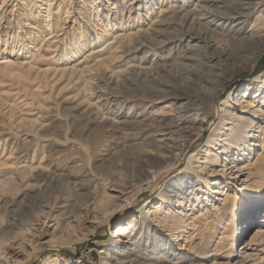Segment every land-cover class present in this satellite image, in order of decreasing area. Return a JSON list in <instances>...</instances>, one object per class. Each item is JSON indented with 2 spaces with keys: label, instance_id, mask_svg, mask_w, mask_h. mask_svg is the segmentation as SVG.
<instances>
[{
  "label": "rangeland",
  "instance_id": "obj_1",
  "mask_svg": "<svg viewBox=\"0 0 264 264\" xmlns=\"http://www.w3.org/2000/svg\"><path fill=\"white\" fill-rule=\"evenodd\" d=\"M44 3L45 0H33L31 4L27 0H0V240L4 233L13 242L17 233L32 231L22 247L16 244L13 251L0 250V264H64L66 259L71 260L69 264H136L140 254L151 264H240V259L264 264V238L256 241L252 250L241 253V245L255 226L242 235L238 233L244 205L257 200L249 195L250 187L264 180V147L259 141L252 150L234 149L227 161L223 158L218 163L205 162L217 105L236 103V108L249 111L251 105L243 102V94L250 84L245 100L264 97V43L259 49L230 50L228 56L205 59L216 47L235 46L229 43V36L235 34L225 36L233 24L219 18L227 8L220 4L205 9L202 0H53V14L62 17L58 32L56 27L47 26ZM66 8L70 9L68 14ZM261 9L243 25L233 26L242 29L240 37L252 30ZM38 11H42L40 16ZM173 11L182 16L188 12L191 17L186 23L172 21L160 26L158 22ZM200 11L208 14L192 22V15ZM158 25L172 40L137 50L119 48L115 50L118 59L109 67L103 65L85 72L82 79L70 75L74 64L82 70L103 58L79 64L93 49H101L99 52L108 56L115 33L149 34L160 28ZM105 29L109 35H104ZM80 31L83 34L78 42L85 44L86 53L68 60L63 52L71 49ZM196 31L213 37L215 46L206 49L202 41L184 37ZM256 50L259 57L252 61ZM142 74L161 80L156 84L145 81L144 85L172 92L154 102L130 106L129 97H144L134 81ZM220 79L219 94L209 108L191 113L193 126L197 127L190 129L192 147L191 140L171 143L170 137L174 138L183 126L185 106L198 104L202 90L205 95L213 93L215 88L209 80ZM143 103L149 106L142 113ZM173 116L178 118L177 123L152 131L157 129L155 117ZM202 128L203 135L196 140ZM168 143L170 152L164 147ZM182 153L188 154L187 159ZM137 154L157 160L143 181L135 177ZM199 160L205 162L200 175L210 180L211 192L197 178ZM179 173L183 182L176 177ZM175 189L188 213H192L188 210L190 201L199 199L195 211L201 209L203 219L170 237V247L164 237L166 229L160 227L158 232L152 227L150 232L144 224L147 217H154L152 211L159 193L169 195L173 201L180 198L175 196ZM63 190L72 196L70 202L61 204ZM27 193L39 195L42 202L17 227L4 230L9 215L2 208V200L9 197L15 202L9 209L16 212L27 200ZM148 202L149 211L141 213ZM224 205H228L226 210ZM260 205L259 215L264 210V199ZM225 212L234 218H217ZM121 225L126 231L118 235ZM208 239L207 254L191 249L192 242L205 243ZM218 247L221 250L216 254L214 249Z\"/></svg>",
  "mask_w": 264,
  "mask_h": 264
},
{
  "label": "bare ground",
  "instance_id": "obj_2",
  "mask_svg": "<svg viewBox=\"0 0 264 264\" xmlns=\"http://www.w3.org/2000/svg\"><path fill=\"white\" fill-rule=\"evenodd\" d=\"M45 1L47 4L46 5L44 3V5H46V11H45L46 15L45 16L43 15V16L45 18L47 26H49L50 28L56 27V32H58L59 27H60L59 19L61 16L55 17V15L53 14V10L55 9V7H52L53 0H45ZM32 2H33V0H27L28 4H31ZM220 4H221V6L224 5L228 11H226V13L224 12L223 16H220L219 18L223 19L224 22H227L230 25L233 24V26L235 25L237 27L240 25H243L244 23L249 21L250 18L253 16L254 12L259 11L260 8H262V9L260 11V14L256 16L255 20L253 21V23L251 25L252 30L249 31L247 35L245 34V36L240 37L239 35H241L240 31L242 29L239 28L238 30H236V27H233V26H231L232 27L231 31L228 30L229 31L228 34H225V36L235 34L236 37L235 36L234 37L229 36L230 37L229 39L232 41V42L229 41V43H231V44L235 43V46H233V47L231 46L230 49L227 48L228 45L227 46H221L220 49L216 47V49L214 48L213 53H209L210 56L207 54L205 59H207V58L214 59L216 57V55L217 56H219V55L228 56L229 55L228 51H230V50L232 52L233 50H236V49H242L244 51H247L251 48L252 49L253 48H257V49L261 48V45L264 43V29H263L264 20H262L264 17V0H202V7H204L205 9L210 8L212 6L217 7ZM65 11H66L65 13L68 14L70 12V9L68 8ZM41 13H42V11H38L39 16L41 15ZM187 13L185 14V16H182L177 11H173V12H171V16H169L170 18L168 16H165V18H163L164 20L160 19L161 21H159L158 24L161 26V25H164V23H166V22H167V24H169L172 21H173V23L176 21H182V23H186L189 21V18L191 17ZM209 13H210V11H209ZM190 14H191V12H190ZM206 14H208V13H204V12L200 11L199 13L192 15L194 17L192 18L191 21L194 22L195 19L197 20L199 17L204 16ZM217 17L218 16H216V18ZM55 20L58 22L55 23ZM159 25H158V27H160ZM258 27H260V28H258ZM164 29H166V28H164ZM53 32H55V29L49 33L53 34ZM103 33H104V35H109V32L107 33L106 29L103 31ZM82 34H83V32L80 31L78 35H75V37H74L75 44L71 46V49H69V50H64L65 48L63 49L64 50L63 53H64V56L66 57V59L70 60V59H72V57H75L77 54H81V56H83L86 53L85 52V50H86L85 44L81 45L78 42V40L80 39ZM184 37H186V39L189 38L191 40L197 39V41H202L204 43V48H206V49H208V48L210 49V48L215 46L213 44L215 42V39H213V37L211 38L210 36L202 34L201 31L191 32V34L186 33L184 35ZM165 38H166V40H165ZM41 39H43V38H41ZM223 39H225V38H223ZM168 40H172V39H170V36L167 37L166 34H163V28L161 29V27L155 28L154 32H150L149 34H144L143 32H140V31H138L136 33L131 32L130 34H128L127 32L117 33V34L115 33L114 37H113V41H111V44H110V46H111L110 49H112V50L109 52L108 56L104 57V54L99 52V51H101V49H100L101 47L99 48L100 50L93 49L92 52L90 51V53L87 54L84 57V60L80 61L79 64H81L83 62L88 63V61H91V59L94 62V60L100 56H103V58L99 59V61H95V64H93V66L84 68L82 70H79L77 63L74 64L73 66H71V69H69L70 75L71 76L75 75V77L77 76L78 79H82L86 75L85 72H88V71L92 72L93 69H98V68L102 67L103 65H105V67H109V65L112 62H114V59L117 58V54H116L115 50H117L119 48L120 49H122V48L132 49L133 48L134 50H137L139 48H145L147 46H151V47L152 46H162V45L166 44ZM181 40H183V38H181ZM18 43H20V41ZM226 44H227V41H226ZM232 45H234V44H232ZM202 52L205 53V51H202ZM256 52H257V50H256ZM200 54L202 56V53H200ZM193 56L196 57L195 53L193 54ZM197 56L199 57L200 55H197ZM258 57H259V54L257 52L256 54L253 55L252 61L257 60ZM188 58L191 59L190 57H188ZM198 61H200V60H198ZM210 61H212V60H210ZM69 70L66 69L65 71L69 72ZM190 80H192V79H190ZM134 81H135V83L138 84V86L140 88L139 89L140 91L138 93L142 92L144 97H138V95H135L134 97H132V96L129 97L130 100L128 101V104L130 106H133L134 103L154 102L157 99L162 98L163 96H166L167 94H170L172 92L169 90H162L160 88L157 89L155 86L151 87V86L144 85L143 83H145V81H149V82L154 83V84L161 81L159 77L156 78V77L152 76V74H149V75H143L142 74L140 78L138 77L137 79H134ZM206 81L208 82V80H206ZM219 81H221V79L217 80V81L216 80H209V82L214 86L215 91L213 93L205 95L204 92L206 93V91L203 92V90H202L203 93L201 92L198 95V98L200 100V102L198 104L191 105V103H190L187 106H185V111H184L185 114H184L182 122H181V124L183 126L178 129V131L176 132V136L174 138L170 137V141H172L171 143H176L180 139L187 141V142H189L191 140V147H192V145L194 143V141H192V138H193L192 133L193 132L191 133L190 131L195 130V128L197 129V127L193 126V124L195 123V120L193 119V117H191V113L197 109L207 110L209 108V103L211 104V101L213 99H215V97H217V95L219 94V91H220L218 89ZM194 86H195V82H194ZM263 86H264V81H263ZM185 87H187V86H185ZM251 88H252V85L250 84L248 86V88L244 91V94H243V102H247V103H249V105H251L250 106L251 109L249 111H244L243 108H240V109L236 108L235 107L236 103L231 104V103L226 102L224 105H217L218 107L215 109L214 112H215V114L217 116L216 118H218V120L216 121L215 120L216 118H215L212 120L213 122H211L212 123L211 124L212 133H211L210 139L208 140V143H207L210 147L209 148L210 150L208 151L209 154L207 157V161H205L206 163H209L210 161H215L218 163L221 160H223V158H225V160L227 161L230 156L234 155V151H233L234 149L240 150L241 147H244L243 150H252L253 146H255V144L259 141L261 143L262 148L264 147V97L256 99L254 101L245 100V97H247L246 95L249 94V90H251ZM258 96H260V94ZM143 104H144V106L141 109L142 113L149 106L147 104L145 105V103H143ZM155 119L157 121V125H156L157 129L153 128L154 130H152V131H156V132L161 131L162 130L161 127L164 124H167V123L172 124V123L178 122V120H177L178 118H176V116H173V117H155ZM180 120H181V118H180ZM134 123L135 122H133L131 124L135 125ZM135 126L137 127V125H135ZM130 127H132V125H130ZM203 132H204L203 128L199 129V131L196 133L197 135H196L195 139L197 140L201 135H203ZM190 133H191V138H190ZM258 138H260V139L258 140ZM253 139L255 141L253 143H251V141ZM170 145L171 144L168 143L167 146H164L165 148H167V150L169 152L171 151L168 148V146L171 147ZM236 146H237V148H235ZM182 155L184 157V160L187 159L188 154L182 153ZM193 156H194V154H192L190 157H188L189 160H188V163L186 165V168H189V166H190L189 162H190L191 158L193 159ZM35 158H36V154L34 155L33 159H35ZM135 162H136L135 166H134L135 177H137V179L140 181H143V180H145V178L149 177L150 171L148 170V168L153 167L157 164L156 159L145 157L142 154L136 155V161ZM198 162H199V167L196 170L198 173L197 178L200 179V181H202L201 183L204 184L208 188V190L211 192L212 185H211L210 180L208 178H205L204 176L200 175V172H202L206 168L204 166L205 162L201 163L200 160ZM174 165L175 164H173L169 169L172 170L174 168ZM30 168L35 169L36 167L31 166ZM261 170H263V167L261 168ZM171 172H173V170ZM181 174H183V173H181ZM187 175H188V173H186L185 176H187ZM263 175H264V173H263ZM156 176H159V174H156ZM176 177L181 179L183 176H180V173H179V175L177 174ZM180 182H183V180L181 179ZM57 186H60V185H57ZM251 186L252 187H250L249 195H253L254 198H256L257 200L248 201L246 203V205H244L245 208L243 209V211L240 212V215H239L242 226H241V229L238 233H239V235H242L243 232H245V230L247 228L252 227V226H255V227L252 229L251 235L248 236L247 240L241 245L242 246V251H241L242 254H245L249 249L252 250L253 247L256 246V244H257L256 241H258L261 238H264V210H262L260 212V215H259V213L257 214V210L260 209V207H261L260 201L264 199V180H263V183H258L256 185H251ZM198 189L202 190V187L199 186ZM177 191L178 190L175 191L176 192L175 196L180 197V195L177 193ZM63 192H64V195L62 196L63 200L61 201V204L70 202L71 196H72L70 191L65 192L63 190ZM12 194H13V192H12ZM134 196L137 197V194H133L132 197H134ZM25 198L27 200H25V201L23 200L24 202L22 201L23 202L22 206H19V209L16 212H14V210L12 211L9 209L10 206L16 205L15 202H13L11 199H9V197L2 200L3 201L2 208L4 209L5 214L9 215V222H8L6 228H3L4 230L8 229V228L14 229L19 224H21V222H23V220H25V217L27 216V214H29V211L32 210L35 206H37L39 203H41L42 202L41 200H43V199H41V197L39 195H33V194H28V193L26 194V196H24V199ZM156 198H159V200L156 203V205L154 206V211H152L154 213V217L152 218V220L151 219L149 220V218L147 217L146 223L144 225H146V227L149 229L150 232L153 231L152 227H154V230H156L158 232H161V231H159L160 227H163L164 229H166L168 234H164V237L167 240L169 246L172 247L173 242H172L170 237H174L180 229H184L186 231V229L189 225L196 226V223L203 219L202 218L203 214L201 213L202 210L198 209V211H195L196 210L195 204L197 203V201L199 199H196V200L192 199L190 201L189 207H191V209H188V210H191L192 213H188L184 209V205H183L184 202L181 199L182 197L178 198L176 201H173V199H171L169 195L161 192L157 195ZM150 203H151V201H150ZM148 206H149V202L144 204V206L141 208V213L148 212L149 211ZM63 207H64V205H63ZM75 207H78V206L75 205L74 208ZM181 207H183V208H181ZM227 207H228V205L223 206V208L225 210ZM127 208H129V207H127ZM198 212H200V213H198ZM216 213L218 214L219 210ZM224 215H227V217L230 219H231V217L234 218V216L230 215L229 212H225V214L223 213L222 215L218 216L217 218L223 219ZM190 219H191V221H189ZM28 225H29V223H28ZM30 225H32V224H30ZM1 227H2V225L0 224V228ZM125 231H126L125 225H121L118 229V233H116V234H118V235L124 234ZM185 231H181V232H185ZM8 232H10V231H8ZM19 232H21V231L19 230ZM30 232H32V231H30L28 229V231L24 232V230H23L21 233H19V234L17 233L14 236L15 241H13V242L12 241L10 242L9 237L8 236L6 237V235L4 233L1 236L2 238L0 240V250L13 251L16 247L15 246L16 244L20 245L19 247H22V242L24 241L25 238H29ZM148 237L150 238V235ZM190 237H191V234H190L189 238ZM209 237H211V236H209ZM209 239H208V242H205V243H203V242H198V243L192 242L191 243V249L194 252L196 251V252H200L202 254H207L209 251V247H208ZM113 244L118 246L117 241H114ZM138 245H140V244H138ZM222 245H225V244H222ZM220 250H221V248L218 247V248L214 249V252L216 254H219ZM263 250H264V247H263ZM226 255L228 256V253ZM136 260H137L136 264H151L149 262V260H147L145 257H141V254H140V257L136 258ZM64 262H65L64 264H69L71 262V260L66 259V260H64ZM238 262H239V260H238ZM239 263L240 264H249L247 261H245V259H242V260L240 259ZM16 264H21V262H18ZM250 264H252V263H250Z\"/></svg>",
  "mask_w": 264,
  "mask_h": 264
}]
</instances>
